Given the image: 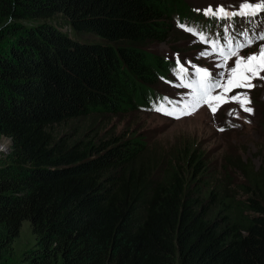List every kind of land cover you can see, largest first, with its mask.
<instances>
[{
	"label": "trees",
	"instance_id": "16d2710c",
	"mask_svg": "<svg viewBox=\"0 0 264 264\" xmlns=\"http://www.w3.org/2000/svg\"><path fill=\"white\" fill-rule=\"evenodd\" d=\"M175 18L217 20L182 0H0V260L25 221V264H264V154L226 182L190 143L52 130L146 105L170 69L147 47Z\"/></svg>",
	"mask_w": 264,
	"mask_h": 264
},
{
	"label": "rangeland",
	"instance_id": "374dc122",
	"mask_svg": "<svg viewBox=\"0 0 264 264\" xmlns=\"http://www.w3.org/2000/svg\"><path fill=\"white\" fill-rule=\"evenodd\" d=\"M182 2L186 8L193 11L194 9H206L209 5H212L213 9L217 5H224L229 10H236L242 0H182ZM251 2L257 3L259 0H251ZM198 13L204 15L202 11ZM253 19L254 23L250 24L247 18L236 17L235 27L229 30L230 34L235 36L240 31L253 27L257 31L264 29V12ZM229 23L232 22L215 20L209 27L204 28V24L201 22L183 21L180 18H175L173 29L166 40L147 47L149 51L155 52L163 60L166 59L170 69L163 73L152 86L154 95L146 105L123 113L79 117L56 124L52 129L55 137L67 134L74 138L104 139L110 135H137L145 141L148 153L163 156L173 149L180 148L185 143H190L203 155L213 179L220 178L226 182L236 181L239 177L234 165L238 161L250 159L256 166L264 154V79H253L251 83L254 87L250 90L235 89L224 93L223 88L216 89L210 94V97L220 95L219 100L206 98L208 103L203 104L190 115H180L178 119L154 110L162 102V98L167 97L173 103H165V109L175 108L176 113L179 114V108L188 98L190 90L180 87L181 81L174 72L178 58L180 66L188 70V79L194 78L191 75L194 73L193 65L206 69L210 73L222 70L216 66L220 63L218 56H199L201 51H211L210 45L200 42L198 35L190 34L180 25L194 27L202 31L208 40H215L223 36L224 26ZM84 38L95 40L86 35ZM261 43L264 41H258L251 47L243 49L240 55L247 57L250 54L258 53ZM235 59L233 57L228 60V68L235 65ZM260 76L264 77V72H261ZM240 91H248L251 103L246 106L253 109L252 114L241 110L239 103L225 102L228 97ZM209 104L217 109L215 113ZM230 109L236 111L229 115ZM9 147V139L0 137V153L6 152ZM225 171L226 178H223ZM33 242L34 237L29 230L28 223L24 221L13 238L6 255L0 260V264H25L26 258L22 254Z\"/></svg>",
	"mask_w": 264,
	"mask_h": 264
},
{
	"label": "snow or ice",
	"instance_id": "6c2138e0",
	"mask_svg": "<svg viewBox=\"0 0 264 264\" xmlns=\"http://www.w3.org/2000/svg\"><path fill=\"white\" fill-rule=\"evenodd\" d=\"M197 12H203L206 17L227 20L232 23L224 26L223 36L219 39L208 40L202 31L194 27H186L180 25L184 30L188 31L194 36H199V41L210 45L211 51H201L199 56L208 57L216 55L220 58V63L216 66L222 69L217 73H210L208 70L201 67H194V76L192 79H188V70L180 66L179 58L177 59V67L174 72L180 79V87L190 90L188 98L184 100L183 105L179 108V114L176 113V109H165V103L172 104L173 102L169 98H162V102L157 105L154 110L162 112L164 115L173 116L174 118H180V115H190L198 110L203 104L208 103L206 98L210 97V94L216 89L223 88V92L227 93L235 89L250 90L254 87L251 81L255 78L264 79L260 76L261 72H264V43L260 44L259 52L243 57L240 53L243 49L251 47L258 41H264V29L257 31L255 27L249 30H242L238 35L230 34V29L235 27L234 21L236 17L247 18L250 24L254 23L255 17L264 12V0H259L257 3H252L251 0H242L236 10H229L224 5H217L213 9L212 5H209L206 9H194ZM235 57V65L231 68L227 67V62L231 58ZM191 63V62H189ZM211 99L219 100L221 97L217 95L210 97ZM239 103L241 110L248 114L253 113L251 107H247V104L251 103L248 96V91H240L235 95L228 97L225 102ZM209 107L216 112V108H213L211 104ZM235 109L229 110V115L235 112ZM238 118V117H237ZM250 122V121H246ZM223 131L224 129H219Z\"/></svg>",
	"mask_w": 264,
	"mask_h": 264
}]
</instances>
